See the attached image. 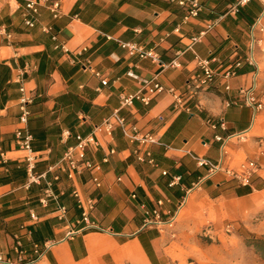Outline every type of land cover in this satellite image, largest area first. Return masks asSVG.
Instances as JSON below:
<instances>
[{"label": "crops", "instance_id": "crops-1", "mask_svg": "<svg viewBox=\"0 0 264 264\" xmlns=\"http://www.w3.org/2000/svg\"><path fill=\"white\" fill-rule=\"evenodd\" d=\"M28 1L0 0V254L14 259V237L19 235L27 260L33 258L35 244L55 242L32 264H170L176 254L172 231L165 224L144 225L159 201L163 221L182 215L177 228L201 218L202 212L215 226H240L238 221L257 205L255 192L264 191V109L255 114L239 105L238 93L240 87H251L257 74V95L264 102V31L259 30L264 29V0H253L238 13L229 12L236 0H199L203 10L189 21L185 9L171 0H31L39 9L33 28L25 25ZM52 2L61 4L58 17L49 9ZM201 33V40L191 45ZM128 42L153 49L161 64L128 53L122 46ZM196 57L211 60L219 74L242 61L228 82L231 90L219 76L210 88L191 94L187 85L199 71ZM175 59L179 66L168 67ZM131 75H158L164 85L185 93L190 111H177L167 93L152 96L148 106L135 101L122 108L121 96L140 89ZM21 87L34 98L28 130L39 155L37 174L60 161L76 145V135L95 133L99 146L89 147L87 158L101 164L97 175L102 186L97 188L88 172L75 185L84 197L95 199L93 220L112 232L90 230L64 239L81 214L65 173L54 183L59 203L69 210L65 220L57 218L55 202L47 207L40 203L53 173L27 187L26 153L15 138ZM115 111L157 136L152 154L158 167L136 159L138 142H131L120 127L112 135L95 130ZM216 135L232 138L223 145ZM110 149L116 152L111 155ZM199 157L230 167L255 160L261 168L252 186L243 187L222 173L208 178L207 169L197 164ZM175 176L182 178L172 187Z\"/></svg>", "mask_w": 264, "mask_h": 264}, {"label": "built area", "instance_id": "built-area-1", "mask_svg": "<svg viewBox=\"0 0 264 264\" xmlns=\"http://www.w3.org/2000/svg\"><path fill=\"white\" fill-rule=\"evenodd\" d=\"M173 3L178 4L180 7L185 9L186 15L184 20L189 21L192 18H197L203 10L199 0H171ZM253 0H236L235 4L230 8V13H238L240 9L247 4L251 3ZM26 9L29 12L25 16V25L30 28L36 26V16L39 14L38 5L34 1H28ZM50 11L53 13L54 17H58L61 10L60 2H52L49 5ZM259 22V21H258ZM258 22L254 25V30L258 25ZM260 31H264L261 27ZM44 32H50L51 28L44 27ZM204 33H201L197 37L191 39V45L196 44L201 40ZM56 39V38H54ZM123 48H125L128 53L132 55H138L140 58H150L154 63L161 64L159 55L153 49H145L140 44L135 42L122 43ZM197 67L199 71L193 75L189 80L187 89L191 94H198L208 88H210L214 83L217 77H221L226 81L225 89L226 91L231 90L230 84L228 82L235 78L238 75V69L242 66V61H237L234 65L227 68L223 73L219 74L216 70L211 67V60L196 57ZM251 65H254L252 59L249 60ZM168 67H177L179 66L177 60H173ZM166 68V66L162 65ZM100 76L99 74H97ZM135 78L140 84V89L132 95H122L121 96V107H131L135 101H140L144 105L148 106L151 103L152 96L159 93H167L171 95L174 102V108L177 111L186 110L190 111V107L187 106V96L183 91L175 88L168 87L164 85L158 78V75L152 79H142L136 75H131ZM254 83L251 87H240L239 96L242 98V101L239 102V105H244L250 107L254 110V113L257 114L264 109L263 100L257 95V86L256 78L257 74L254 76ZM102 84L106 86L108 81L102 80ZM146 92V93H145ZM21 97L19 100V110L20 115L18 119V128L15 131L16 143L20 150L26 153L25 162L27 170V187H31L33 184H40L43 179L47 178L48 173H53L54 177L52 181L47 183L46 188L43 191V194L40 198V203L47 207L50 201H53L57 205V218L60 220H65L69 212L68 208L59 203V195L54 191V183L60 181V173H65L67 180L73 183V190L71 192L73 198L76 200L77 207L81 210L80 217L76 221L74 226L69 227L67 230L64 239H72L80 232L85 231H98L102 233L112 232L110 229H105L95 222L92 218V212L95 210L96 202L95 199L91 197H84L79 188L75 185V182L83 176L86 172L91 174V181L93 184L100 188L102 186V180L97 175V172L101 170V164L93 162L87 158V149L91 146H99V142L96 138L95 133L89 134L87 136L76 135L77 143L76 145L69 147L64 156L60 161L51 166L46 173L37 174L36 166L38 163L39 155L33 148L34 137L32 133L28 130V123L32 116V111L30 106L34 102V98L31 95L27 94L25 87L20 89ZM231 104H237L236 102H229L228 106ZM209 123L212 124L213 128H217L216 123H212L209 119ZM220 127L223 130L227 129L225 119H221L219 122ZM118 126L122 129L124 135L131 142H138V147L134 150V155L139 162L148 163L153 167H158V164L153 158L152 146L159 144V139L157 136L150 132H142L140 129L129 122L126 118L119 116V111H115L109 118H106L103 123L98 126L95 130H104L108 135H112L115 127ZM66 136H71L70 132H65ZM232 137H229L230 139ZM216 141L222 142L223 145L227 143V140L223 139L221 136H215ZM264 141L261 140L263 146ZM115 149H110V154L115 153ZM4 157V155H2ZM104 162H108V158L104 159ZM197 164L199 167H204L207 169V177L211 178L218 174H225L227 177L234 180L238 185L243 187H251L254 177L260 171V165L255 160H245L235 167H230L224 164L223 161H218L216 163L212 162L209 159L199 157L197 158ZM163 175H168L167 171L163 172ZM181 176H175L172 178L170 186H175L181 181ZM135 197V196H134ZM163 203L159 201L157 203V208L152 212L153 218L147 217L144 221L145 226L149 225H161L165 224L167 227H172L176 216L171 218L169 221H163L161 206ZM35 219V215L32 214ZM15 251L16 257L14 259L4 257L0 254V263L2 264H32L41 259L44 253L55 245V242L48 241L44 245L35 244L33 247V258L26 259V251L23 249V244L21 237L15 235Z\"/></svg>", "mask_w": 264, "mask_h": 264}, {"label": "rangeland", "instance_id": "rangeland-1", "mask_svg": "<svg viewBox=\"0 0 264 264\" xmlns=\"http://www.w3.org/2000/svg\"><path fill=\"white\" fill-rule=\"evenodd\" d=\"M255 195L257 205L244 221H238L240 226L237 222L215 226L202 212L201 218L186 220L177 228L182 216L179 213L168 227L176 241L170 264H264V258L251 246L256 239L264 240V191Z\"/></svg>", "mask_w": 264, "mask_h": 264}, {"label": "trees", "instance_id": "trees-1", "mask_svg": "<svg viewBox=\"0 0 264 264\" xmlns=\"http://www.w3.org/2000/svg\"><path fill=\"white\" fill-rule=\"evenodd\" d=\"M250 192H252V189H249V193ZM251 246H253L256 249V252L264 258V240L256 239V242L251 243Z\"/></svg>", "mask_w": 264, "mask_h": 264}, {"label": "bare ground", "instance_id": "bare-ground-1", "mask_svg": "<svg viewBox=\"0 0 264 264\" xmlns=\"http://www.w3.org/2000/svg\"><path fill=\"white\" fill-rule=\"evenodd\" d=\"M114 251V250H113ZM117 251V250H116ZM112 252V251H111ZM113 256V255H112ZM62 262H64V261H62ZM67 262V261H66Z\"/></svg>", "mask_w": 264, "mask_h": 264}]
</instances>
